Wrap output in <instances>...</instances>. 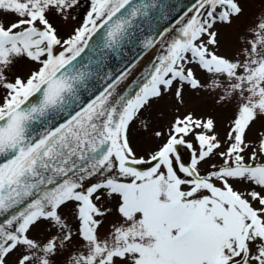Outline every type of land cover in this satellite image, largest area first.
Returning <instances> with one entry per match:
<instances>
[{"label": "snow or ice", "instance_id": "6c2138e0", "mask_svg": "<svg viewBox=\"0 0 264 264\" xmlns=\"http://www.w3.org/2000/svg\"><path fill=\"white\" fill-rule=\"evenodd\" d=\"M0 264H264V0H0Z\"/></svg>", "mask_w": 264, "mask_h": 264}, {"label": "water", "instance_id": "95a60500", "mask_svg": "<svg viewBox=\"0 0 264 264\" xmlns=\"http://www.w3.org/2000/svg\"><path fill=\"white\" fill-rule=\"evenodd\" d=\"M190 2V0H182L183 4H188Z\"/></svg>", "mask_w": 264, "mask_h": 264}]
</instances>
